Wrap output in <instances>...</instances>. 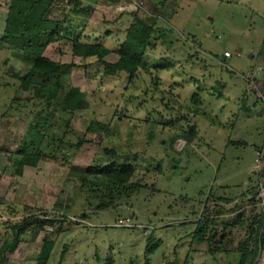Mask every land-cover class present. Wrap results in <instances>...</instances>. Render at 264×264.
Wrapping results in <instances>:
<instances>
[{
	"label": "rangeland",
	"instance_id": "rangeland-1",
	"mask_svg": "<svg viewBox=\"0 0 264 264\" xmlns=\"http://www.w3.org/2000/svg\"><path fill=\"white\" fill-rule=\"evenodd\" d=\"M146 1L163 2L165 9L158 18L163 28L159 35L163 37L153 42L155 51L144 61L171 64L169 70L158 71L160 91L178 85L174 93H182L179 102L184 103L202 90V108L198 113L184 109L182 114L163 116L159 92L151 88V92L146 90L143 94L140 87L144 85L136 81L125 91L128 79L124 73L103 78L97 66L85 73L83 63L72 57L67 42L50 45L44 55L74 66L70 85L85 95L89 109L71 119L74 133L67 136V141L76 144L81 138L82 143L78 150H67L66 161H61L60 156L57 161L43 159L34 169L24 168L21 176L13 175L10 166L0 172V244L8 237L9 226L19 223L23 216L57 221L55 228L46 227L33 242L29 235L25 236L6 264H35L44 236L55 240L49 264H58L64 247L61 264H181L187 257L188 264H237L239 255L210 257L204 253L205 245L188 235L194 230V221L209 192L216 197H230L233 202L226 209L236 205L246 215L250 211L246 199L240 196L250 183L256 182L257 177L251 172L257 154L264 149V64L257 59L264 38V0ZM98 6H91L90 16L70 14L68 18L85 38L91 42L102 39L104 47L112 50L123 39L131 20L125 17L124 8ZM7 7L8 0H0V37ZM71 9L68 0H59L51 8L49 18L60 20ZM127 10L138 13L130 7ZM224 53L231 58L222 61ZM8 57V50L0 48V171L33 124V114L40 111L31 104L17 108L18 112L9 111L15 90L5 87L13 85L5 74L8 69L22 72L24 65L9 59L5 66L3 62ZM250 70L258 72L255 89L244 80ZM130 96L133 99L127 100ZM192 109L193 105L188 110ZM121 110L125 111L124 119L116 116V111ZM5 113L8 115L2 119ZM181 115L186 116L176 129L196 124L197 140L186 145L177 139L170 146V139L179 133L171 128L161 130L156 122L165 119L167 123ZM145 117L151 119L146 127V123H139ZM91 121L110 124L102 143L101 135L85 133ZM104 148L116 150L114 163L127 161L133 165L145 187L116 209L96 212V203L84 200L86 195L80 189L77 174L95 160L103 166L109 164L101 154ZM258 175L262 180L264 159ZM83 214L86 219L80 218ZM63 216L70 224L65 223L63 233L54 234ZM151 233L159 247L148 257L144 254L145 239ZM242 237L243 232L238 233L235 242ZM255 264H264V252Z\"/></svg>",
	"mask_w": 264,
	"mask_h": 264
},
{
	"label": "trees",
	"instance_id": "trees-1",
	"mask_svg": "<svg viewBox=\"0 0 264 264\" xmlns=\"http://www.w3.org/2000/svg\"><path fill=\"white\" fill-rule=\"evenodd\" d=\"M58 1L8 0L5 25L0 37V48L7 49L9 57L3 64L6 66L9 59H15L24 65L22 72H13V69H8L5 74L13 81V85L9 83L5 87H13L15 90L9 111L18 112L17 108L21 109L29 104L40 108V111L33 114V124L27 128L15 151L9 153L7 164L1 167L0 172L10 166L13 175L21 176L24 168L34 169L43 159L57 161L60 156L61 161H66L67 150H78L82 143L81 138L76 144H70L67 141V136L74 133L70 128L73 116L89 109L85 95L78 88L70 85V71L74 66L60 64L44 55L50 45L59 41L70 45L72 57L83 63L82 68L85 73L90 67L97 66L103 78L124 73L128 79L125 91L129 89L131 83L136 81L144 85L139 84L140 88H143L140 91L143 94L146 90L151 92V88L153 92H159L162 96L160 102L164 111L163 116L174 115L176 112L182 114L185 110L190 111L189 113H198L202 108V99L199 94L202 90L198 94L193 93L184 103L179 102L182 100V93H174L178 85L168 87V91H160L161 81L158 71L169 70L171 64H149L144 61L146 56L155 51L153 42L163 37L159 35L162 34L160 29H155V18L145 16L141 18L140 13L137 12L131 14V22L125 30L121 43L117 49L111 50L104 47L102 39L94 38V42H91L90 38H85L83 31L78 32L72 27V19L68 18L70 14L90 16L92 12L91 6L85 0H68V4L72 6L70 12L62 16L60 20L49 19L51 8ZM90 1L97 2L96 0ZM83 3L86 6H83ZM257 59L264 64V38ZM139 86L136 85L135 88ZM132 99L131 96L127 98V100ZM192 105L195 109L188 110ZM153 111L157 113L156 108ZM116 112L117 118L126 117L125 111ZM154 112L151 113L154 114ZM7 115L5 113L1 118H6ZM185 116L172 118L167 123L164 122L165 119L160 120V124L156 122L161 130L171 128L179 133L170 139V146L177 139L186 145L197 140L196 124H187L186 129H176ZM150 120L145 117L139 123L143 125L146 123L144 125L146 127ZM56 122L59 123L58 126ZM233 122L231 126H234ZM150 125L151 129H154L155 123ZM109 126L110 124L91 121L85 133L101 135L102 139L99 143H102ZM55 130L60 134L57 135ZM101 154L109 161V164L103 166L99 160H95L84 172L77 174L80 189L86 195L84 200L88 204L95 202L96 212L116 209L122 202L131 199L145 187L141 179L138 180L137 169L133 165L128 164L127 161L121 164L114 163L117 158L115 149L104 148ZM254 176L257 177L256 182L250 183V186L240 196V199H246L249 205L250 211L247 215L236 205L232 209L225 208L233 202L230 197H216L209 192L193 224L194 230L188 235L197 243L205 245L204 253L208 256L214 258L217 254L225 256L237 254L239 255L237 264H255L260 253L264 252V213L255 201L260 177L258 174ZM80 218L86 219V216L83 214ZM61 220L56 230H53L54 234L63 233L65 223L70 224L64 216ZM56 225L55 219H38L32 216H23L19 223H12L9 226L8 237L4 238L0 244V264L7 263L8 257L17 251L25 236L29 235L30 241L33 242L46 227L55 228ZM240 232H243V239H239L236 243ZM54 247L55 240L44 236L35 258V264H49ZM158 247L159 243L151 233L145 239L144 254L149 257ZM64 252H66L65 247ZM64 252L61 253L58 264L63 261ZM188 258H185L181 264H188Z\"/></svg>",
	"mask_w": 264,
	"mask_h": 264
},
{
	"label": "built area",
	"instance_id": "built-area-1",
	"mask_svg": "<svg viewBox=\"0 0 264 264\" xmlns=\"http://www.w3.org/2000/svg\"><path fill=\"white\" fill-rule=\"evenodd\" d=\"M96 1L101 3V4H104V5H111V4H114L113 2L116 1V0H96ZM118 1H120V0H118ZM121 1L123 3L124 2L127 3L128 6L131 9H133L134 11H138V10L141 9L140 4H138L134 0H121ZM237 57H239V55H237ZM230 58H231V55L229 53H224L223 54V59L224 60L230 59ZM256 72L257 71L250 70L244 76V80L253 89H255V87H254V79L256 77ZM257 157H258V159H257L256 164H255L254 173L259 174L260 173V169H261V161L264 159V149L257 154ZM255 201L257 202V205L259 206V208L264 213V178L259 181L258 191H257L256 196H255Z\"/></svg>",
	"mask_w": 264,
	"mask_h": 264
},
{
	"label": "crops",
	"instance_id": "crops-1",
	"mask_svg": "<svg viewBox=\"0 0 264 264\" xmlns=\"http://www.w3.org/2000/svg\"><path fill=\"white\" fill-rule=\"evenodd\" d=\"M86 1V3L88 4V5H90V6H95V4H96V7H100V6H98V4H101V3H98V2H94V3H90L89 2V0H85ZM137 1H139V2H141L142 4H143V6L141 7V9H140V11L138 10V13H140L139 15L141 16V18H142V16L144 17V15H143V13L145 14V13H147V15L148 16H150L151 18L153 17V18H155L154 20H155V29H163L161 26H159V23H158V18L160 17V14H162L163 12H162V10H164L165 9V4L163 3V2H149V1H146V0H137ZM117 3H115V4H111V5H114L113 7L114 8H117V6L119 7V9H125L124 11H125V17H127V19L128 20H131V14H134V13H136V12H133V11H130V10H127V9H129V6L127 7V3H124L123 5H116ZM132 10V9H131ZM141 10H142V12H141ZM129 11V12H128ZM124 16V15H123ZM122 17V16H121ZM124 17V18H125ZM50 19V18H49ZM129 22H131V21H129ZM128 22V26H129V23ZM128 28V27H127ZM121 41H122V39H121ZM102 42V41H101ZM114 42H117L116 40H114ZM121 42H117V43H115V47L112 49V50H115V49H117V46L120 44ZM111 49V48H110ZM222 61H225L224 59L222 60ZM259 86L260 87H262V84H260L259 83ZM262 134V133H261ZM251 175H254V172L252 171L251 172ZM196 221V220H195ZM194 221V222H195Z\"/></svg>",
	"mask_w": 264,
	"mask_h": 264
}]
</instances>
